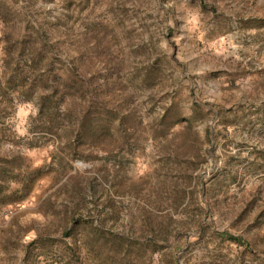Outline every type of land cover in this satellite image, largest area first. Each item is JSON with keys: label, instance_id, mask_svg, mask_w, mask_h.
Returning <instances> with one entry per match:
<instances>
[{"label": "rangeland", "instance_id": "obj_1", "mask_svg": "<svg viewBox=\"0 0 264 264\" xmlns=\"http://www.w3.org/2000/svg\"><path fill=\"white\" fill-rule=\"evenodd\" d=\"M0 264H264V0H0Z\"/></svg>", "mask_w": 264, "mask_h": 264}]
</instances>
